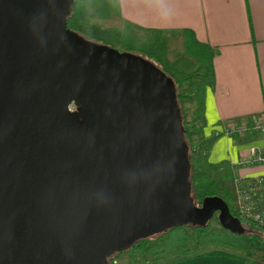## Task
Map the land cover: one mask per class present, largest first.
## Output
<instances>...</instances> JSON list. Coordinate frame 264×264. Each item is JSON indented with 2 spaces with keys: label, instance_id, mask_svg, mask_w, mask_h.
<instances>
[{
  "label": "water",
  "instance_id": "95a60500",
  "mask_svg": "<svg viewBox=\"0 0 264 264\" xmlns=\"http://www.w3.org/2000/svg\"><path fill=\"white\" fill-rule=\"evenodd\" d=\"M72 6L0 0V264H108L216 213L243 232L223 197L192 200L174 81L69 29Z\"/></svg>",
  "mask_w": 264,
  "mask_h": 264
},
{
  "label": "trees",
  "instance_id": "16d2710c",
  "mask_svg": "<svg viewBox=\"0 0 264 264\" xmlns=\"http://www.w3.org/2000/svg\"><path fill=\"white\" fill-rule=\"evenodd\" d=\"M66 22L69 29L87 39L113 48L122 47L126 52L149 59L174 81L175 99L189 147L192 200L200 205L207 197H223L245 227L243 232H236L220 223L214 226L211 221L203 226L189 224L139 239L119 252L142 248L151 257L148 264H172L207 255H224L248 264H264V225L245 219L238 212L236 173L230 171L216 178L207 170L208 153L219 134L200 141L207 85L216 80V49L199 40L195 31L189 28L175 34L123 19L120 0H73ZM71 108L75 110L77 106L72 104ZM243 121L247 123L243 134L239 130L229 133L240 142H250L264 132L261 130L264 122L257 123L249 117L236 123Z\"/></svg>",
  "mask_w": 264,
  "mask_h": 264
},
{
  "label": "crops",
  "instance_id": "0c3cea01",
  "mask_svg": "<svg viewBox=\"0 0 264 264\" xmlns=\"http://www.w3.org/2000/svg\"><path fill=\"white\" fill-rule=\"evenodd\" d=\"M123 19L147 28L179 33L189 28L216 49V80L207 85L200 141L215 138L207 170L220 177L264 176V163L250 164V151H264V132L240 142L230 131L237 120L264 122V0H120ZM172 264H248L207 255Z\"/></svg>",
  "mask_w": 264,
  "mask_h": 264
},
{
  "label": "built area",
  "instance_id": "2783aa9c",
  "mask_svg": "<svg viewBox=\"0 0 264 264\" xmlns=\"http://www.w3.org/2000/svg\"><path fill=\"white\" fill-rule=\"evenodd\" d=\"M247 123L235 124L232 130L244 133ZM261 130L264 131L262 127ZM248 163H264V151L254 147ZM237 210L242 217L264 225V176L238 178L236 181Z\"/></svg>",
  "mask_w": 264,
  "mask_h": 264
},
{
  "label": "rangeland",
  "instance_id": "374dc122",
  "mask_svg": "<svg viewBox=\"0 0 264 264\" xmlns=\"http://www.w3.org/2000/svg\"><path fill=\"white\" fill-rule=\"evenodd\" d=\"M121 51L124 49L122 47L117 48ZM135 54V53H133ZM137 55V54H135ZM218 178V177H216ZM201 205V204H200ZM214 226H219L218 213L210 220ZM221 224V223H220ZM155 236L154 238H156ZM151 260L149 254H147L142 248L134 251H126L122 253H114L108 260V264H148Z\"/></svg>",
  "mask_w": 264,
  "mask_h": 264
}]
</instances>
